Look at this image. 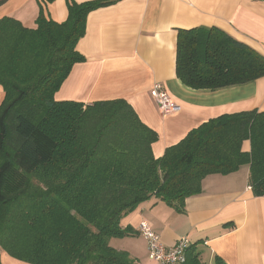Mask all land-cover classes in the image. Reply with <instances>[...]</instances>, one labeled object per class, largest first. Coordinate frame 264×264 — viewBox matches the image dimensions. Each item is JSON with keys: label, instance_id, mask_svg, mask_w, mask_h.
<instances>
[{"label": "trees", "instance_id": "obj_1", "mask_svg": "<svg viewBox=\"0 0 264 264\" xmlns=\"http://www.w3.org/2000/svg\"><path fill=\"white\" fill-rule=\"evenodd\" d=\"M117 1H69L63 23L41 6L34 29L0 20V248L18 261L137 264L110 244L130 234L124 217L151 199L183 213L206 177L244 166L255 196H264V112L211 119L156 158L158 133L126 100H55L73 67L86 62L77 46L89 14ZM176 63L178 79L194 90L264 78V56L216 27L179 30ZM196 246L185 264H205Z\"/></svg>", "mask_w": 264, "mask_h": 264}, {"label": "crops", "instance_id": "obj_2", "mask_svg": "<svg viewBox=\"0 0 264 264\" xmlns=\"http://www.w3.org/2000/svg\"><path fill=\"white\" fill-rule=\"evenodd\" d=\"M69 1L95 0H0V20L14 18L34 29L42 6L50 19L63 23ZM200 27L219 28L264 56V0H118L89 14L86 35L77 46L86 62L73 67L55 100L84 105L126 100L158 133L153 145L156 158L211 119L264 112V78L219 91L194 90L178 79V32ZM157 83L165 87L178 111L161 112L151 96ZM4 100L0 86V107ZM243 148L249 152L250 143ZM249 176L250 167L244 166L229 175L206 177L201 194L186 201L183 213L151 199L121 221L130 234L110 244L127 251L137 264H157L150 260L138 231L147 222L167 247L186 237L197 245L205 264H215L217 258L226 264H264V196H255ZM0 254L3 264H28L2 248Z\"/></svg>", "mask_w": 264, "mask_h": 264}, {"label": "built area", "instance_id": "obj_3", "mask_svg": "<svg viewBox=\"0 0 264 264\" xmlns=\"http://www.w3.org/2000/svg\"><path fill=\"white\" fill-rule=\"evenodd\" d=\"M151 96L157 102L164 115L175 113L179 106L172 100L165 87L159 83L155 84L151 90ZM138 231L147 241L149 258L157 264H185L187 262V252L191 247L190 241L181 238L173 247L165 246L160 236L152 229L149 223L142 222Z\"/></svg>", "mask_w": 264, "mask_h": 264}, {"label": "rangeland", "instance_id": "obj_4", "mask_svg": "<svg viewBox=\"0 0 264 264\" xmlns=\"http://www.w3.org/2000/svg\"><path fill=\"white\" fill-rule=\"evenodd\" d=\"M146 241V240H145ZM146 243H147V241H146ZM148 247V246H147ZM148 253H149V251H148Z\"/></svg>", "mask_w": 264, "mask_h": 264}]
</instances>
